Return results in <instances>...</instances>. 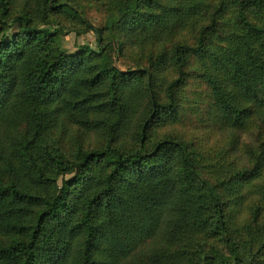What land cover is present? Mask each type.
Instances as JSON below:
<instances>
[{
    "label": "trees",
    "instance_id": "trees-1",
    "mask_svg": "<svg viewBox=\"0 0 264 264\" xmlns=\"http://www.w3.org/2000/svg\"><path fill=\"white\" fill-rule=\"evenodd\" d=\"M88 5L114 17L116 65L58 47L102 32ZM16 11L0 39V264H264V0H0L5 31ZM59 116L107 146L60 155ZM142 127L162 136L150 154Z\"/></svg>",
    "mask_w": 264,
    "mask_h": 264
},
{
    "label": "rangeland",
    "instance_id": "rangeland-1",
    "mask_svg": "<svg viewBox=\"0 0 264 264\" xmlns=\"http://www.w3.org/2000/svg\"><path fill=\"white\" fill-rule=\"evenodd\" d=\"M23 17L24 11H16L7 18L3 19L4 22L13 24L14 27L10 31H5L4 28L0 25V39H2L5 35H13V33L18 30L16 27V19ZM82 17L93 23L96 27L101 28L102 32L98 33L92 31L84 35H78L75 31L69 32L65 30L64 34L60 36L58 47L62 48L70 54L75 53L74 51H76L81 46L90 47L93 50L102 51L103 53H105V64L113 63V65H116L118 62V44L113 39L111 31L114 17L105 16L98 10L96 5H88L85 11L82 13ZM253 18L256 22L260 21L261 23L258 22L259 24H264L263 18L260 14H255L253 12ZM35 23H37L38 25L46 23V25L44 26L54 27L58 22L55 18H48L45 22L35 21ZM65 26L70 29L74 26V24L72 22H65ZM238 29L239 28H237V30ZM178 31L180 35L183 33V31L181 30ZM254 46H258L257 42H254ZM124 70L126 69L124 68ZM52 120L56 121V123L53 131L50 134V146H55L56 148H58V153L67 159L75 160L76 155L80 149H88L92 147L103 149L107 146L106 139L104 141H99L103 137L99 132H88L84 129H78L72 123L63 121L62 117L60 116ZM137 131H140L141 140H144L145 142V145L141 149L142 153H152L159 145L160 138L162 136L156 132H146L145 127H142L139 130L134 129V138H137ZM127 133L132 134L131 128L127 129ZM69 140L72 141L71 145L68 144ZM135 146H137V143L134 142V147ZM3 147L7 150L12 151L15 148V144H13L9 140ZM70 177L71 175L67 176V178ZM61 182L62 180L59 181V184H61ZM7 241L8 240L4 236H0V242ZM251 254L252 252H248L244 255L243 259L247 260L248 258H252L255 260L257 258L256 255L252 256Z\"/></svg>",
    "mask_w": 264,
    "mask_h": 264
}]
</instances>
